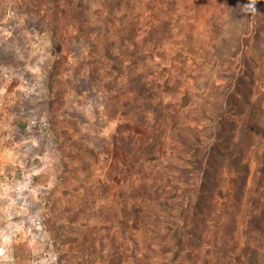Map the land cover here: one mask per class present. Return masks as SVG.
<instances>
[{
	"label": "rangeland",
	"instance_id": "1",
	"mask_svg": "<svg viewBox=\"0 0 264 264\" xmlns=\"http://www.w3.org/2000/svg\"><path fill=\"white\" fill-rule=\"evenodd\" d=\"M0 0V264H264V0Z\"/></svg>",
	"mask_w": 264,
	"mask_h": 264
},
{
	"label": "clouds",
	"instance_id": "2",
	"mask_svg": "<svg viewBox=\"0 0 264 264\" xmlns=\"http://www.w3.org/2000/svg\"><path fill=\"white\" fill-rule=\"evenodd\" d=\"M258 2L259 0H248V3L244 4L243 6V9H242L243 13L251 14V15L256 14L258 12L256 8V5Z\"/></svg>",
	"mask_w": 264,
	"mask_h": 264
}]
</instances>
